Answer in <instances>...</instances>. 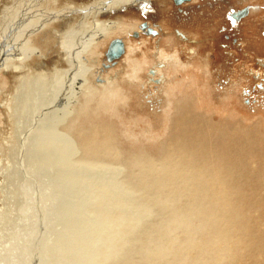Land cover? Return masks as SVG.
<instances>
[{"label": "bare ground", "instance_id": "obj_1", "mask_svg": "<svg viewBox=\"0 0 264 264\" xmlns=\"http://www.w3.org/2000/svg\"><path fill=\"white\" fill-rule=\"evenodd\" d=\"M141 1L101 0L65 11L69 35L64 36L69 38L63 52L71 67L57 71L50 103L40 106L36 126L46 115L58 112L55 106L71 98L64 96L75 94L78 77H83L79 78L83 94L99 91L100 84L92 85L83 76H96L92 65L98 61L92 58L87 65L78 54L87 41L95 47L115 29L99 16ZM63 13L52 10L33 26L27 24V14L13 19L7 12L1 15L0 73L22 70L23 62L33 55L43 57L35 43H49L44 37L51 33L57 38L52 52L64 57L59 52V30H48L61 21ZM147 26L146 22L142 28ZM139 29L140 24L132 31ZM177 33L187 39L183 31ZM86 49L92 53L90 47ZM124 51L123 41V51L116 58ZM154 71L152 82L158 78L159 70ZM188 101L176 102L168 134L157 145L125 146L114 123L103 117L82 122L75 138L58 149L51 139L42 141L43 163L35 167L36 172L28 169L29 184L43 185L47 166L53 167L64 194L50 199L47 195L49 201L43 200L40 206L31 202L34 214L28 216L52 228L48 249L58 264H264V132L256 124H240L231 111V117L214 120ZM4 233L0 230V264H27L24 240L7 232L5 241Z\"/></svg>", "mask_w": 264, "mask_h": 264}, {"label": "rangeland", "instance_id": "obj_2", "mask_svg": "<svg viewBox=\"0 0 264 264\" xmlns=\"http://www.w3.org/2000/svg\"><path fill=\"white\" fill-rule=\"evenodd\" d=\"M49 1L0 0V16L7 12L13 19L27 14V24L33 26L50 11L62 9L61 21L52 23L48 30H59V52L66 56L63 45L69 37L64 35H69V29L63 20L65 11L101 0ZM255 3L264 6V0H187L181 5L174 0H144L135 7L99 16L115 29L100 43L94 37L95 47L94 42L87 41L78 54L87 65L92 58L98 61L92 65L96 76L89 78L86 73L83 76L92 85L100 84L99 91L92 96L83 94L79 83L82 76L78 77L75 94L65 92L64 99L69 95L71 98L55 106L53 109L58 112L46 115L37 126L34 118L40 106L50 103L57 71L71 67L65 56L52 52L56 33L44 37L49 43L43 41L41 45L36 41L43 57L33 55L23 62L22 70L0 73V218L4 216L0 230L5 232V241L7 232L14 239L24 240L29 252L27 264H58L48 249L52 228L28 216L32 203L40 206L43 200L64 194V186L57 184L62 181L53 167L47 166L45 181L41 179L43 185L29 184L32 174L28 169L36 172L35 167L43 163L40 155L43 140L51 139L52 146L58 149L61 143L75 138L82 122L103 117L114 123L125 146L157 145L168 134L169 123L176 113L174 105L179 99H189L197 112L214 120L232 114L240 124H256L264 132V7L260 6L261 11L257 12L250 10L230 23L231 8ZM143 21L158 28L160 34L143 32L138 36L132 30ZM40 30L41 27L36 31ZM178 30L186 33L187 39ZM116 37L125 42V51L115 64L106 66V52ZM155 68L159 70L156 76L163 81H151ZM230 111L234 114L229 115Z\"/></svg>", "mask_w": 264, "mask_h": 264}, {"label": "water", "instance_id": "obj_3", "mask_svg": "<svg viewBox=\"0 0 264 264\" xmlns=\"http://www.w3.org/2000/svg\"><path fill=\"white\" fill-rule=\"evenodd\" d=\"M176 3H179L182 0H174ZM247 6L241 7L237 9L236 11H233L232 15L235 16L236 18L239 17L240 15H243L247 12ZM146 25V22H142V27ZM147 31L149 32H156L154 29L151 27H147ZM123 51V41L120 37L114 38L108 47L107 54L109 58L113 59V61L116 60V57Z\"/></svg>", "mask_w": 264, "mask_h": 264}, {"label": "flooded vegetation", "instance_id": "obj_4", "mask_svg": "<svg viewBox=\"0 0 264 264\" xmlns=\"http://www.w3.org/2000/svg\"><path fill=\"white\" fill-rule=\"evenodd\" d=\"M143 1H144V0H143ZM184 2H185V1H184ZM140 3H142V1H141ZM174 3H175V2H174ZM175 4H176V3H175ZM177 5H181V4H177ZM244 6H248V5H244ZM244 6H243V7H244ZM260 6H262V5H261V4H254V5H253V4H252V5H251V7H252V11H254V10H258ZM262 7H264V6H262ZM181 8H182V7H181ZM239 8H240V7H239ZM239 8H238V9H239ZM125 9H126V8H125ZM247 9H248V8H247ZM236 10H237V9H236ZM236 10H234V8H231V10H230V19H231L233 22H235V21L238 20V18H236L235 16L232 15L233 11H236ZM259 10H260V9H259ZM186 12H187V11H186ZM246 13H247V12H246ZM246 13H245V14H246ZM243 15H244V14H243ZM240 18H241V17H240ZM240 18H239V19H240ZM144 22H147V21H144ZM147 24L149 25V27H152V28H154L155 30H157V33H156V34L148 33V31H147V27H148V26L145 27V28H142V23H140V29L137 30V33H139L138 36L140 35V33H143V32H144V33H147V35H148V34H151V35H157V34H160L158 28H155L154 26H151L149 22H147ZM134 35H135V32H134ZM112 40H113V39H112ZM112 40H111V41H112ZM124 43H125V42H124ZM81 59H83V57H82ZM106 59H107V61H108V57H107V56H106ZM116 62H117V60H116ZM109 63H112V62H109V61H108V63H105V65H106V66H110L111 64H109ZM112 64H113V63H112ZM159 80H160V79L157 78L155 82H160ZM261 86H263V85L261 84Z\"/></svg>", "mask_w": 264, "mask_h": 264}, {"label": "crops", "instance_id": "obj_5", "mask_svg": "<svg viewBox=\"0 0 264 264\" xmlns=\"http://www.w3.org/2000/svg\"><path fill=\"white\" fill-rule=\"evenodd\" d=\"M255 4H256V3H255ZM253 5H254V4H253ZM248 7H249L248 12H249L250 10H252V7H251V5H248ZM240 8H241V7H240ZM236 9H238V8H234V10H236ZM230 10H231V9H230ZM254 11L257 12L258 10H254ZM259 11H261V10H259ZM248 12H247V13H248ZM231 22H233V21L230 19V23H231ZM178 31H179V30H178ZM181 32H182V31H181ZM183 33H184V32H183ZM184 34H186V33H184ZM186 35H187V34H186Z\"/></svg>", "mask_w": 264, "mask_h": 264}]
</instances>
